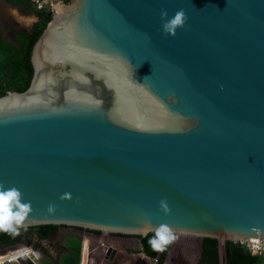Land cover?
<instances>
[{"label": "water", "instance_id": "obj_1", "mask_svg": "<svg viewBox=\"0 0 264 264\" xmlns=\"http://www.w3.org/2000/svg\"><path fill=\"white\" fill-rule=\"evenodd\" d=\"M45 8L30 85L0 98V183L32 212L0 235L53 226L142 241L167 225L219 248L264 242V0ZM180 9L185 26L165 34L162 10Z\"/></svg>", "mask_w": 264, "mask_h": 264}, {"label": "trees", "instance_id": "obj_2", "mask_svg": "<svg viewBox=\"0 0 264 264\" xmlns=\"http://www.w3.org/2000/svg\"><path fill=\"white\" fill-rule=\"evenodd\" d=\"M0 1L19 9H27L31 5V0ZM69 2L70 0H65V3ZM34 10L39 15L40 21L30 33H24L22 37L16 38V44L6 42L0 30V98L6 96L7 93H24L30 85L33 75L30 64L31 50L52 17L51 11L47 10L45 6L41 10L36 8ZM60 229V227L48 226L30 229V231L37 232L35 239L39 243L57 236ZM32 237L19 232L1 234L0 251L21 245H32ZM154 237L155 233L142 240L143 253L152 260H157L158 264H165L174 240L165 245L163 251H159L149 243ZM79 244L80 246L70 249V254L64 256L61 263L55 261L53 264H81L82 244L81 242ZM225 247L227 264H262L261 259L250 256L246 249L239 244L227 242ZM36 249L39 250V248ZM202 249L204 261L219 264V242L217 240H203Z\"/></svg>", "mask_w": 264, "mask_h": 264}, {"label": "rangeland", "instance_id": "obj_3", "mask_svg": "<svg viewBox=\"0 0 264 264\" xmlns=\"http://www.w3.org/2000/svg\"><path fill=\"white\" fill-rule=\"evenodd\" d=\"M44 1L46 3L47 1L51 2L53 4V9L55 8V6L63 5V3L60 2L61 0H44ZM30 3L31 5L29 6V8L19 9V8L12 7L0 1V14L3 18L7 20L10 19L12 22L11 24L15 25L16 30H21V31L27 30L33 25L36 26L38 22L40 21L39 15L36 14L34 10L36 5L32 4V2ZM0 29L3 30L4 32L3 35L5 36V38L9 40L11 38L10 36L11 31L2 21H0ZM19 233L21 234L25 233L27 235H31L32 237L37 232L26 230V231H21ZM57 236L58 237L56 238V243L59 244V249H62L61 245L65 243L67 238L73 237V238L80 240L81 242H85L86 244L85 254L87 255V253H89L88 255L90 256L89 264H102L101 252L98 251L99 249L96 246L94 247L91 246V240L92 239L95 240V238L104 239L106 242H109L107 245L113 246V247L117 245L120 246L123 242L125 243L130 242V241L135 242L134 245L133 244L129 245V250L140 252V247L138 245L140 242L139 239H128V237L109 236L106 234L99 236L92 232L81 231L77 229L68 230V229H63V228H61L58 231ZM106 237H109V238H106ZM202 241H203L202 239L195 238V237L176 236L173 246H172V251L170 253V258L165 262V264H181V263L182 264H204L206 261H204L203 256H202L203 254ZM66 243L69 249L80 246L79 242L74 241V240H68L66 241ZM28 246H33L34 249L35 248H39V250L43 249L46 256L44 255V253H41V252L39 253L41 256V264H53L54 259H57L58 261L61 259V254L60 255L58 254L56 248L52 246L50 242H47L45 240V241L37 243V240L34 237H32V245H21L15 248H26ZM224 246L225 245H221L219 248V256H218L219 264H227L226 259H225ZM15 248L1 250L0 252L11 251ZM90 249H92L91 252H89ZM47 253H49L51 256H48ZM181 256H183L182 259H181ZM141 257L142 258L139 260L141 261L140 264H148V262L144 259V256L142 254H141ZM138 262L137 263L132 262L131 264H138ZM149 264H153L152 261H150ZM205 264H212V263L206 262Z\"/></svg>", "mask_w": 264, "mask_h": 264}, {"label": "clouds", "instance_id": "obj_4", "mask_svg": "<svg viewBox=\"0 0 264 264\" xmlns=\"http://www.w3.org/2000/svg\"><path fill=\"white\" fill-rule=\"evenodd\" d=\"M161 17L164 19L162 25L165 34L175 36L177 29L183 28L187 22V14L183 9L178 10L174 16L168 18V12L162 10ZM70 198V194H64L62 197ZM162 209L167 212L166 201L161 202ZM49 212L55 211L54 205H49ZM32 212L31 203L22 202V192L16 187L5 189L0 183V230L9 231L13 224L21 225L26 217ZM175 235L167 225H161L155 232V237L149 241L155 250L163 251L164 246L175 240Z\"/></svg>", "mask_w": 264, "mask_h": 264}, {"label": "flooded vegetation", "instance_id": "obj_5", "mask_svg": "<svg viewBox=\"0 0 264 264\" xmlns=\"http://www.w3.org/2000/svg\"><path fill=\"white\" fill-rule=\"evenodd\" d=\"M41 10V9H40ZM0 21H2L9 29H10V36H11V38L8 40V39H6L5 38V36L3 35L4 34V32H3V30L2 29H0L1 30V32H2V35H3V39L6 41V42H8V43H12V44H16V38H18V37H22L23 35H24V33H30L31 31H32V29L34 28V25L32 26V27H30L29 29H27V30H23V31H21V30H16L15 28V25H12L11 23V20L9 19V20H7V19H5V18H3L2 16H1V14H0ZM96 235H99V236H102V235H100V234H96ZM58 236H54V237H52V239H47L46 241L47 242H50V244L51 245H54V247L55 248H57L56 250H57V252H58V254L60 255V254H62V253H64V254H66V255H69L70 254V249L68 248V246L66 247V248H63V249H58V244L56 243V238H57ZM125 239H127V238H125ZM128 239H138V238H128ZM67 241L68 240H74V241H78V242H80V240H78V239H76V238H73V237H71V238H67L66 239ZM140 240V239H139ZM173 243H174V241H173ZM130 244H135V242H123L121 245H120V248H121V250H124L125 251V253H126V255L128 256V255H131V254H133V255H136V256H139V255H141V254H144L143 252H142V249H143V246H142V241L140 240V242H139V247H140V252L139 251H137V252H135V251H132V250H129V245ZM173 246V245H172ZM105 247V245L104 246H102V248H104ZM112 247H110V248H108V250L109 249H111ZM226 248V247H225ZM83 249V248H82ZM107 250V251H108ZM203 250V249H202ZM39 251V250H38ZM98 251H100L101 253H102V249H100V250H98ZM171 251H172V248H171V250H170V252H169V256H168V258H167V260L170 258V253H171ZM27 251H25V252H23L22 254H25ZM40 252L41 253H44V255H45V252L43 251V249H40ZM103 252H104V258H105V255L107 254V252L105 251V250H103ZM118 253V252H117ZM47 255L48 256H51L49 253H47ZM117 255V254H116ZM115 255V256H116ZM46 256V255H45ZM202 256H203V254H202ZM110 257V256H109ZM115 258L116 257H114V260H115ZM183 258V256H181V259ZM53 259V258H52ZM123 259V261H124V258H119L118 260H122ZM6 260V259H5ZM114 260H112V263L111 264H121V262L119 261V263H117V262H113ZM146 260L148 261V262H150V261H152V259L151 258H149V257H147L146 256ZM166 260V261H167ZM55 261H58L57 259H54V262ZM106 261V260H105ZM107 261H109V259L107 260ZM206 263V262H205ZM204 263V264H205ZM182 264V263H181Z\"/></svg>", "mask_w": 264, "mask_h": 264}, {"label": "built area", "instance_id": "obj_6", "mask_svg": "<svg viewBox=\"0 0 264 264\" xmlns=\"http://www.w3.org/2000/svg\"><path fill=\"white\" fill-rule=\"evenodd\" d=\"M31 2L32 4L36 5L35 8L37 10H40L44 6H46V2L44 0H31ZM60 2L64 4L65 0H61ZM237 244H239L244 249H246V251L249 253L250 256L261 259L262 264H264V242H261V240H258V239H251L248 242H240ZM25 251L27 252L25 254H22ZM2 253L3 252H0V264H5V262L9 260H10V263L18 262V259H25V260L33 261V258H32L33 256L38 259L37 254L33 251V249L31 250L28 247L11 250V251H8L6 254H2ZM154 261H155V264H158L157 260H154ZM81 264L83 263L81 262Z\"/></svg>", "mask_w": 264, "mask_h": 264}, {"label": "crops", "instance_id": "obj_7", "mask_svg": "<svg viewBox=\"0 0 264 264\" xmlns=\"http://www.w3.org/2000/svg\"><path fill=\"white\" fill-rule=\"evenodd\" d=\"M63 229H68V230H72V228H63ZM34 238H36V235L34 234V236H33ZM106 238H109V237H106ZM67 241V240H66ZM66 241H65V243L63 244V245H61L62 246V249L63 248H66L67 247V243H66ZM95 241V242H94ZM81 242V241H80ZM109 242H106L104 239H100V238H95V240H91V246H96L99 250L100 249H102V264H111L112 263V261L109 259V261H107L108 259L106 258V255H105V258H104V252H103V250H105L106 252H107V250H108V248H110V247H112V249H114V250H116L118 253H117V255L115 256L116 258H115V260L113 261V262H117V263H119V261L121 262V264H131L132 262H138L142 257H141V255H139V256H136V255H133V254H131V255H126V253H125V251L124 250H121V248H120V246L119 245H117V246H109V245H107ZM81 244H82V248H83V246H84V248L86 247V244H85V242H81ZM105 245V247L104 248H102V246H104ZM52 246H54V245H52ZM28 248H30L31 250L33 249V251L34 252H36V254H37V257H38V259H39V261H40V263H41V256H40V250L38 251L36 248L34 249V247L33 246H28ZM92 248V247H91ZM224 248H225V246H224ZM57 249V248H56ZM58 249H59V244H58ZM86 249V248H85ZM36 250V251H35ZM82 251H85V250H83L82 249ZM92 251V249H90V251L89 252H91ZM89 253H87V255H88ZM86 254H85V252H84V256H83V253H82V258H81V262L83 263V264H89V262H90V256L88 255L87 256ZM64 256H66V254H64V253H62L61 254V259L59 260L60 262L59 263H61V261H62V258L64 257ZM124 258V261H123V259L122 260H118L119 258ZM144 259L146 260V257H144ZM225 259H226V252H225ZM85 260V261H84ZM87 260V261H86ZM106 260V261H105ZM142 261H143V259H142ZM147 261V260H146ZM148 262V261H147ZM141 263V261H139L138 262V264H140ZM152 263L153 264H155V261L154 260H152ZM226 263H227V261H226ZM148 264H149V262H148Z\"/></svg>", "mask_w": 264, "mask_h": 264}, {"label": "bare ground", "instance_id": "obj_8", "mask_svg": "<svg viewBox=\"0 0 264 264\" xmlns=\"http://www.w3.org/2000/svg\"><path fill=\"white\" fill-rule=\"evenodd\" d=\"M59 8H60V6H55V10H56V11H58ZM7 259H8V258H7ZM7 259H6V260H7Z\"/></svg>", "mask_w": 264, "mask_h": 264}]
</instances>
